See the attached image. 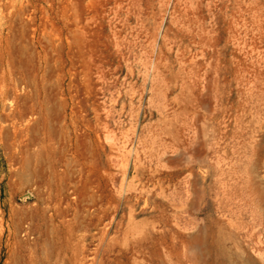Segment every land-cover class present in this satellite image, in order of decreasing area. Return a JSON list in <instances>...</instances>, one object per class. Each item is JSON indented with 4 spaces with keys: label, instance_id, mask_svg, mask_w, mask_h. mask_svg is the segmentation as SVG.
I'll list each match as a JSON object with an SVG mask.
<instances>
[{
    "label": "rangeland",
    "instance_id": "374dc122",
    "mask_svg": "<svg viewBox=\"0 0 264 264\" xmlns=\"http://www.w3.org/2000/svg\"><path fill=\"white\" fill-rule=\"evenodd\" d=\"M0 264H264V0H0Z\"/></svg>",
    "mask_w": 264,
    "mask_h": 264
}]
</instances>
